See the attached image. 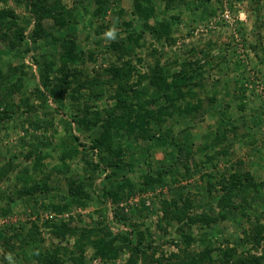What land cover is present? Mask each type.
Returning <instances> with one entry per match:
<instances>
[{
  "label": "rangeland",
  "instance_id": "1",
  "mask_svg": "<svg viewBox=\"0 0 264 264\" xmlns=\"http://www.w3.org/2000/svg\"><path fill=\"white\" fill-rule=\"evenodd\" d=\"M26 1L0 0V9L14 10L19 26L29 34L35 23L40 22L46 31L61 37L66 35L65 28L56 30L54 18L35 17ZM154 1L160 11L158 19L164 17L173 23L170 37L160 40L149 37L143 46L136 49L135 55H124L122 59L105 48L111 40L118 38L114 35L117 21L112 10L118 6L129 13L132 0H113L108 12L97 19L89 14L96 21L93 27L100 30L103 40L95 58L83 68V75L70 77L71 86L76 80L90 81L95 76H99L103 81L101 85H104L98 84L91 91L90 88L82 89V96L78 98L65 95L63 102L68 116L61 111L57 113L51 104H41L35 92L41 69L30 57H25L28 66L23 74L24 89L13 95L17 106L6 111L7 107L0 104V168H9L7 175L0 179V264H49L48 254L39 255L38 252L53 251L56 245L63 247L62 257L67 253L71 255V252L83 253L84 264L185 261L209 246L216 247L212 256L217 259V248L235 246L248 238L256 226H264V0ZM61 2L75 13L80 10L86 15L96 4V0ZM109 32L113 35L109 36ZM77 34L83 46L94 44L88 38L84 25H79ZM35 39L36 43H30L32 46L43 45L46 51H50L45 39ZM27 40L22 41L19 49L28 48ZM33 52L37 57L43 50L36 47ZM11 54L4 55V65L10 59L14 64L22 61V58ZM55 60L59 61L58 58ZM157 61L174 75L187 71L193 73L194 69L201 73L191 82L202 86H194V94L188 95L194 103L201 100L199 111L187 118L176 115L177 119L171 120L173 136L167 143L152 149H148L152 143L150 140L135 139L131 135L129 140H125L130 147L122 159L114 158L121 159L124 166L129 164L125 167L94 169L88 163L94 156L83 149L73 157L64 155L66 141L71 140L76 129H82L72 121V116L83 114L89 91L92 94L101 90L105 92L100 98H95L92 109L102 111L114 104L107 93L115 86L109 82L114 77L106 71L115 65L123 74L126 71L125 78L134 84L139 74L151 73ZM189 61L191 65H187ZM124 62H129L130 70L125 68ZM78 67L81 68L80 65ZM55 74L61 75L59 72L52 75ZM15 79V76L11 77V80ZM23 96L29 97L31 105L38 106L36 112L22 105ZM2 116L5 119H1ZM48 117L52 118L50 125L44 123ZM83 130L84 140L97 132V129ZM180 142L184 147L179 154L174 153L179 149L175 143ZM37 144L44 147L45 157L36 178L47 177L49 189L37 194V200H34L19 195L21 183L16 186L15 176L31 164L26 154ZM167 169L171 172L165 173L161 182L145 184L144 172L149 171L157 177L160 170ZM113 178L117 184L111 182ZM232 178L238 180L235 193L230 196L231 204L221 206L217 201L225 191L217 180L230 181ZM72 182L74 185L82 184L87 194L84 202L70 204L64 211L49 207V204L70 201L69 186ZM104 184L108 191H116V194L104 195L101 189ZM222 209L226 217L221 219L217 215ZM203 213L218 218L212 219L213 226L207 230L204 239L199 237L204 230L199 227L202 225L200 220L194 219L195 224H185L186 220L203 216ZM49 222L68 223L77 232L59 239L47 226ZM88 228H94L98 234L102 230V235L113 239L120 247L118 255L101 258L87 244L78 250L75 244L81 236L80 231ZM187 235L195 236L196 241ZM130 240L141 241V251L130 247ZM242 243L239 251L246 248L245 242ZM254 246L248 244L247 248H250V253L262 255L264 263V231L261 243ZM66 261V264H73L70 259Z\"/></svg>",
  "mask_w": 264,
  "mask_h": 264
},
{
  "label": "trees",
  "instance_id": "2",
  "mask_svg": "<svg viewBox=\"0 0 264 264\" xmlns=\"http://www.w3.org/2000/svg\"><path fill=\"white\" fill-rule=\"evenodd\" d=\"M16 1L20 3L22 0ZM112 1L96 0L94 9L88 12L87 15L91 13L90 15L95 16V19L103 16L110 9ZM176 1L182 2L184 0ZM26 2L35 17L38 19L54 18L57 24L56 30L65 28L67 32L66 35L61 37L46 31L44 26L40 22H37L33 26V31L29 34L23 27L19 26L18 15L14 10L9 8L0 9V104H4L7 107L6 111L13 109V106H17L13 95L24 89V83L22 82L23 74L26 73V67L28 66L25 63V57H30L35 65H38L41 69L35 88L41 104H51L57 113L61 111L67 115L68 111L65 109L66 105L63 102L65 95H68L70 98H78L82 96V89L90 88L91 91L93 87L99 86L98 84L102 87L104 85H101L103 81L99 76H95L90 81L78 82L74 79L76 80L74 86H71L72 80L70 79V77L77 78L79 75H83V70H85L83 68L86 63L93 60L95 53L99 50L97 48H99L103 40L102 34L100 30L94 29L93 24L96 23L94 18L92 20L90 15L88 17L85 11L79 10L75 13L74 10L64 6L61 0H27ZM166 5L168 8H171L168 4ZM131 7L132 9L129 13L118 6L112 10L117 21L115 23L116 26H114V35L118 38L114 41L111 40L105 49L106 51L115 52L119 59H122L124 55H128L129 57L135 55L134 52L136 49L143 46L149 37H153L155 40L169 38L173 28V23L169 19L164 17L158 19L157 15H160V11L157 9L154 0H132ZM126 15H129V17H125ZM79 25H84L87 28L88 38L92 39L94 43L92 46L85 47L79 40L77 34ZM38 37L46 40L49 45V52L41 44V46H35V44L32 46L30 44L36 43L35 38ZM25 40L29 42L28 48L26 50L19 49V45ZM36 47H41L43 50L37 57L33 52ZM11 53L14 54V57L22 58V61L14 64L10 59L6 62L7 65H4V55L11 56ZM55 58H58L59 61L55 60ZM191 64V61L187 63V65ZM70 65L75 66L70 67ZM124 66L130 70L129 62H124ZM196 71L194 69L193 73L187 71L182 75H174L171 74L170 70H165L161 66L160 61H157L151 73L139 74L137 82L130 84L128 78H125V75H127L126 71L123 74L119 67L115 65L111 66L106 72L112 73L114 79L109 80V82L112 83V86H115L108 89L107 93L108 97L114 101V104L108 108H104L102 111L98 108L92 109L91 107L94 105L93 101L95 98H100L105 92L101 90L93 92L92 94L89 91L88 101L83 114L71 115L73 117L72 121L81 125L80 127L82 129H76L77 132L72 133L71 140L66 141V154L64 155L73 157L83 149L85 153L88 152L94 156V159L88 162L89 165H93L92 167L94 169L104 168L108 170L113 166L125 167L129 165L126 164L124 166L121 157L126 153V149L130 147V143L125 144V140H129L131 135L135 139L142 138L150 140L152 143L148 149H152L161 143H167L168 138L173 136V123L171 120L176 118V115L186 118L191 117L196 111H199L201 100L194 103L188 99V95L194 94V86H202V84H193L191 82L193 77L201 74ZM55 72H59L61 75H52ZM14 76L16 79L11 80V77ZM69 88L72 90L70 91ZM182 101L185 102L181 104ZM21 103L27 110L29 109L33 113L38 108V106L35 107L30 104L28 96L21 97ZM5 116H2L1 119H5ZM51 120L52 118L48 117L44 123L50 125L52 123ZM86 128L88 130L97 129V132L94 135L89 134L88 138L84 140L82 132ZM215 135L219 136L218 133H215ZM175 145L179 149L175 150L174 153L179 154L184 145L182 142L175 143ZM43 149L44 147L39 144L32 147L26 154V158L29 159L31 164L24 167L17 175L15 174L16 186L18 183H21V186L18 188L19 195L24 196V198L29 197L37 200V194L47 192L49 189L47 177L41 180L36 178V174L40 172L45 157ZM115 157L121 159L115 160ZM63 164L65 167L67 166L65 160H63ZM8 170L9 168L7 167L0 168V179L7 175ZM169 172H171L170 169L160 170L156 177L148 171L144 172L142 177L144 178L145 184H154L161 182L165 173ZM233 177L236 176L233 175ZM237 180L238 178H232L230 181L227 179L217 180L219 181L220 188L225 191L218 199V204L221 206L231 204L230 196L232 193H235ZM127 181L129 182L126 179ZM111 182L117 184L115 178ZM81 185V183L74 185L72 182L69 186L70 201L64 204H49V207L56 211H64L68 209L70 204L83 203L87 194L84 193ZM101 189L104 195L116 194V191H108L106 184ZM217 216H220L221 219L225 218L226 213L224 209ZM257 218L259 219L260 217L257 216ZM194 219L200 220L199 223H202L199 227H203L204 230L199 237L204 239L206 233H208L207 230L213 226L211 224L212 219L217 220L218 218L213 217L212 214L203 213V216H195L192 220H186L185 224H195ZM47 226L52 229L54 235L59 239L67 238L68 235L77 232L76 228L69 226L68 223L57 224L49 222ZM263 231L264 226L258 225L254 228L253 233L248 235V238L239 241L240 245L243 244L242 241L245 242L246 248L244 251L238 250L239 244L226 248L220 247V249L217 248L219 254L217 259H215L212 253L216 247L209 246L201 253L185 261L165 263L160 261L159 264H200L201 262L202 264H217L216 262H219V264H264L262 255L250 253V248H247L248 244L250 247L254 245L256 247V245L261 243ZM80 232L81 236L77 238L75 244L78 250L83 249L87 244L94 249L95 255L101 258L108 259L118 255L120 247L118 248L115 245L113 239L106 238L104 234L102 235V230L99 232L100 234L96 233L94 228L82 229ZM93 235L96 238H93ZM186 237L196 241L195 236L187 235ZM129 245L137 252L143 248L141 241L136 243L130 240ZM62 249V246L56 245L52 249L53 251L47 249L45 251H39L38 253L39 255L48 254V258L50 257L49 264H66V259L72 260L73 264L85 263L83 253L74 254L71 252V255L67 253V256L65 253L66 257H62L60 254Z\"/></svg>",
  "mask_w": 264,
  "mask_h": 264
},
{
  "label": "clouds",
  "instance_id": "3",
  "mask_svg": "<svg viewBox=\"0 0 264 264\" xmlns=\"http://www.w3.org/2000/svg\"><path fill=\"white\" fill-rule=\"evenodd\" d=\"M108 35H109V36H112V35H113V33L109 32V33H108Z\"/></svg>",
  "mask_w": 264,
  "mask_h": 264
}]
</instances>
